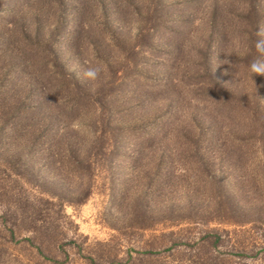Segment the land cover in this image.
<instances>
[{
	"label": "rangeland",
	"instance_id": "obj_1",
	"mask_svg": "<svg viewBox=\"0 0 264 264\" xmlns=\"http://www.w3.org/2000/svg\"><path fill=\"white\" fill-rule=\"evenodd\" d=\"M262 26L264 0H0V264H264Z\"/></svg>",
	"mask_w": 264,
	"mask_h": 264
},
{
	"label": "clouds",
	"instance_id": "obj_2",
	"mask_svg": "<svg viewBox=\"0 0 264 264\" xmlns=\"http://www.w3.org/2000/svg\"><path fill=\"white\" fill-rule=\"evenodd\" d=\"M258 36L264 37V26L257 32ZM255 48L260 54L256 59L252 60L248 65V70L252 74H264V38L255 42ZM104 69L98 65H88L78 72V75L84 79L95 81L100 78Z\"/></svg>",
	"mask_w": 264,
	"mask_h": 264
},
{
	"label": "trees",
	"instance_id": "obj_3",
	"mask_svg": "<svg viewBox=\"0 0 264 264\" xmlns=\"http://www.w3.org/2000/svg\"><path fill=\"white\" fill-rule=\"evenodd\" d=\"M162 214L159 213V211H157L156 214H153L152 212H149V211H144V210H141L140 212V218L139 220L136 222V228L138 229H149L151 227H153L154 225H156L157 223H162L161 219H160V216ZM220 219V218H219ZM239 218H234L233 220H226L227 223H231V224H236V225H243L244 224V220H238ZM222 221H225V217H223ZM73 224V227H76V225L71 222ZM170 234H173L172 232ZM167 234H160L157 238H163L164 236H166ZM220 239V236L217 235L216 238H215V241L219 240ZM71 242H75L74 239L71 240ZM43 243V240H40L38 242V244H41ZM56 248H61L62 251L66 254V252L64 251V247L62 246V244H58L56 243ZM170 247H166L164 246L163 248H159V250H155L154 253L156 252H161V251H165V250H169ZM150 251V250H149ZM154 251V250H153ZM87 258L91 261V263L94 262V259L92 256H87Z\"/></svg>",
	"mask_w": 264,
	"mask_h": 264
}]
</instances>
